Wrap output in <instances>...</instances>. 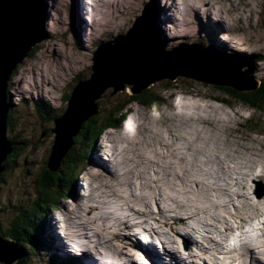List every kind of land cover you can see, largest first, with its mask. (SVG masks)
Here are the masks:
<instances>
[{
	"label": "rangeland",
	"instance_id": "1",
	"mask_svg": "<svg viewBox=\"0 0 264 264\" xmlns=\"http://www.w3.org/2000/svg\"><path fill=\"white\" fill-rule=\"evenodd\" d=\"M47 1L49 12L44 26L46 39L32 49L31 55L17 68L18 71L16 70L12 74L10 81L9 93L13 97L12 102L15 107L13 114L15 125L14 130H10L8 133L9 137H18L17 140H26L31 143L20 146L21 149L16 151V154L9 159V167L3 173L6 181L1 187L3 190L0 192V204L3 207L9 204L13 205L12 207H18L20 203H23V206L28 205L30 200L33 201L35 198L32 192L36 187V181L42 178L49 179L44 176V173L52 157L53 145L56 140L57 128L55 120L62 117L68 110L69 102L67 101V97L77 88L76 81L79 78L82 81L91 80L93 59L95 58V53L99 51V47L109 42L112 46H115L122 39L126 41L129 31L133 28L137 19L144 16L143 13L147 9V5L151 3H154V9L149 6L152 13L151 19H144L143 25L146 24L145 26L150 27L148 28L150 29V33L152 29L156 33V36L154 34L155 40L160 46L158 47L162 49H160L161 52L178 53L183 52L182 50L187 48L193 51L198 49L206 57L205 62L202 64L204 71L210 78H216V81L218 80L217 75L225 76L220 78H236L243 87H250L253 84L259 85L260 81H264V0H175L172 2L165 0L164 3H161V0H83L84 6L90 10L88 11L90 14L87 15L86 13L84 16H81L78 8L79 0ZM175 3L180 4L177 10L173 7ZM74 4L75 10L73 9ZM208 7H211L209 10L211 13L207 12ZM165 8H170V11L163 12L162 9ZM195 10L198 12L197 15L193 13ZM169 16L173 22L167 20ZM215 16H219L221 19H215ZM222 21H226V24ZM220 25L224 26L221 27ZM162 26L163 31L161 30ZM209 32L212 33L207 37ZM222 35L230 38L221 40L219 37ZM201 41H207L215 53H209L206 51V48L204 51L201 48ZM166 82L171 81L163 80L150 87L156 91H160L163 97L165 95L164 99L166 102L164 104L152 107H143L137 103L132 104L128 107L131 110V114L119 130L106 131L96 143L87 144L86 149H83L82 145H75L76 152L79 154L76 159L83 161L85 170L81 173L78 181H73V186H71L72 199L67 201L61 200L59 210L54 211L51 209L44 214L47 218V223L45 221V226L47 225L45 235L47 236L48 234L50 236L47 238L49 239V244L50 242L52 243L53 250L51 251L53 253L57 252L59 256L63 257L78 258L77 260L80 264H99L95 262L97 261L96 257L91 258V256H87L88 259L76 253L75 243L61 237L59 238L60 242H62L61 245H66V251L68 252L66 254L63 253L64 249L58 247L55 242L53 243L52 240L54 238L49 233L52 230L50 228L52 225L55 226L58 236L64 233L67 234L66 223H60L62 219L64 221L66 211L74 210L76 202L82 204L83 207L84 205H92L89 204V199L86 197L89 190L95 187L98 188L99 184L106 183L104 181L106 177L93 178L95 177L94 173H96L94 170L96 159H99L103 163H108L109 169L113 171L117 169V166L116 163L113 164L110 161L112 159L110 157L112 154L111 148L115 149L116 145L118 149H127L133 146L134 143L140 142L141 144L137 146V151L134 150L133 152L137 153L138 149L142 151L138 157L134 156V160L142 156V162H147L146 160H149L150 151L159 141L163 140L158 134L157 129L164 131V137L166 136L165 132L170 130L172 136L176 135L178 139L176 140L175 136L171 137L170 142H173V148L169 149L168 160L162 163L159 157L154 159L153 165L159 166V168L155 172L150 170L149 178H145L146 185L152 186L151 189L148 188L142 191L138 186L142 178L139 181L137 177H133L134 186L131 189L128 188L133 190L134 194L146 195L148 206L151 198L158 194L157 192H160L156 196L158 200L161 197L165 199L168 197V201L174 202L169 198V192L164 191V188L168 187V183L171 184L173 181L177 192L183 190V188L187 189V192H191L188 197L178 198V202L175 203L185 206L188 208V211L197 212L199 214L197 215L196 213L198 222L202 218H206V216H209L210 219L218 220V214L221 213L217 211V208L228 211V213L221 214L222 216H226V218L229 214L238 213L246 209L240 200L237 201L235 207L231 201L233 200L231 194L228 195L225 190L222 192L223 195L220 194L217 189H211L208 182L214 179L216 181L218 175L228 176L230 174L234 175L237 172L236 175L240 176L238 174L239 167L241 163H245L246 158L253 159L255 161L253 167H258L262 170L264 168V155L260 153L251 156L243 153L235 154L232 151L234 148L227 150L224 146L221 147V152H216L215 149L213 150L214 147L211 143L209 144L207 141L224 143L226 141V134H233V136H242L241 139L243 138L242 144L244 146L259 148V143L264 144V114L235 102L231 98H225L231 103L230 106L209 99V97H224L218 89L213 88L215 86L206 84L205 81L179 78L171 82L170 90L168 89L170 86ZM129 89V86H127L126 91L114 92L113 88H108L96 100L102 104L99 108L100 111L101 109L108 111L115 104L126 101L127 96L125 95H127ZM35 103L37 105L47 104L49 108H52L55 113L61 116L53 120L48 119L47 124H43L38 114L35 113L37 112L34 109ZM135 123L138 124V131L133 132L131 127H134ZM255 128L258 130L254 133L252 130ZM67 131L68 128L66 126L65 132ZM203 133H207V137L203 138ZM260 133H263V135ZM143 140L144 143L142 142ZM189 144L192 145L193 151L188 152L185 150ZM205 146H207L208 150ZM202 148H205L207 152L206 150L202 151ZM176 152H183V154L181 157L171 158L172 154H176ZM128 155L130 156L129 153ZM128 155L123 154V157ZM232 155L237 157L236 161H226L225 159L224 162H221L225 157L230 158ZM113 157L115 160L114 153ZM129 158L132 157L130 156ZM172 161H174V166L170 171V176L164 177L168 173V165L172 164ZM69 166L71 164H66L63 168L66 169ZM181 169L189 170L191 175H195V177L179 175ZM117 170L119 174L122 173L121 167H118ZM200 170L211 173L212 176L197 177V172ZM251 170L247 168L242 171L251 175ZM51 177L56 178L59 175L56 174ZM244 179H248V182L245 184V181L242 182L243 180H240L238 185L241 188L248 186V183L251 181L248 177H244ZM89 183L92 186L91 188H88ZM124 188H126V193L124 194H132L129 192V189L127 190V187ZM98 190L102 195L104 191L103 186L101 185V189L98 188ZM197 191H201L198 199L193 194ZM95 193L100 195L98 191ZM106 193L110 194L109 191ZM172 193L175 196V190H172ZM134 196L132 195V200L136 198ZM238 196H241V193ZM219 197L221 201L217 207L211 206L213 202L211 200ZM104 198L106 197L100 198L102 206L98 207L99 210L95 215L104 216V210L109 205L107 201H114L110 199L112 197L107 198L108 200ZM201 199L208 200L206 202L207 206H198L202 203ZM92 201L93 205L96 204L98 206L99 198ZM225 204H228V206L225 207ZM258 204H260V201ZM160 207L161 205L159 204L158 206L157 204L150 205V209H145L147 215H138L139 219L130 218V223H134V220H136L142 221L141 225H143L146 224L143 222L149 218H160L156 213ZM148 211L152 213H148ZM129 213L132 212L129 211ZM173 213L174 215L169 216L173 224H182V213L176 210ZM14 220L15 212H5L3 219L0 221L1 233L5 234L13 230ZM107 220L108 218L104 216L103 221ZM237 222L241 221L237 220ZM78 223L81 222L79 221ZM206 223L208 222L206 221L203 224L204 227ZM96 224L98 225V222ZM186 224H189V221H186ZM147 225L145 226L146 228L149 227ZM67 226L69 229L68 224ZM102 226L103 228L107 227V223L106 225L103 223ZM155 227L158 228V233L163 229L159 222ZM181 227L179 225L176 227V230H173L174 226L169 225L163 230L165 232L160 234L165 236L166 231H171L172 235L168 236L176 240L172 246H174L173 249L178 255L183 256L185 252L189 251L193 256H196L195 247L191 243H185L184 229ZM251 227L254 228L255 225H251ZM118 229L119 234H121L119 227ZM130 229L133 230L135 227L133 226ZM130 229L127 233L130 236H134L135 233ZM188 231L190 230L188 229ZM72 234L70 232V235ZM226 234L231 233L227 232ZM0 235L2 237L5 236ZM152 235L150 234V242L153 248L163 250L161 242L155 239L156 234L152 233ZM191 235L193 236V234ZM76 236L74 235L72 238H76ZM136 236L138 240H142L144 237L142 234ZM235 237L237 238L238 236L233 235V240ZM110 238V244L107 249L102 250L100 248L101 250H94V253H97L102 258L101 262L104 261V264L111 263L117 257L120 260L125 259L123 261L124 264H131V262L132 264H152L151 257L146 255L150 254L147 252L148 250L142 251L148 257V261H143L142 257L139 256L141 255L140 252L139 255L137 253L141 249L139 250L137 247L131 250H124L130 255L134 254L133 258H121L118 255L121 254L119 238H115L114 235H110ZM134 240V244L139 242L136 239ZM67 241L71 247L67 245ZM47 247L45 249L52 255V252ZM87 250H90V248ZM180 250L184 253H180ZM102 252L106 254L104 255ZM221 252L219 253V250L211 251L217 258H221V255L222 257L225 256ZM197 258L199 257L196 256ZM260 258H263V256L261 255ZM222 260L218 259V263H225ZM196 261L201 260L199 258ZM225 261L229 260L225 259ZM208 262L211 263V261ZM215 262L217 263V260ZM34 264H39L37 258Z\"/></svg>",
	"mask_w": 264,
	"mask_h": 264
},
{
	"label": "bare ground",
	"instance_id": "2",
	"mask_svg": "<svg viewBox=\"0 0 264 264\" xmlns=\"http://www.w3.org/2000/svg\"><path fill=\"white\" fill-rule=\"evenodd\" d=\"M169 1L172 2L175 0H169ZM85 3H86V1H85ZM178 5H180V4L175 3V5L173 6L175 8V10H177L179 8ZM185 7H187V6H185ZM78 8H79L81 16H84L86 13H87V15L90 14V12H88L90 10H88V8L86 6H84L83 0L78 1ZM210 8L208 7V9H207L208 13H211V12H209ZM162 11L168 12V11H170V8L169 9L168 8L162 9ZM91 12H92V10H91ZM193 13L195 15H197L198 12L195 10ZM167 20L172 21V18L169 16V18H167ZM223 23L226 24V21H224ZM223 26H221V27H223ZM15 71H13V73ZM218 80L221 81L220 78H218ZM131 130L133 132L138 131V124L135 123V126L131 127ZM157 132L163 140L159 141V143H157L156 146L153 147V149L150 151L149 160L148 159L146 160L147 162H142V160H143L142 156H139L138 159L134 160V156L138 157V155L141 154V151H142L141 149H138L137 153L133 152L134 150L137 151V146L139 144H141L140 142L134 143L133 146H131L130 148H127V149H118V148H116V145H115V149L111 148L110 151H112V154L110 157H112V159L110 161L113 162V164L116 163L117 169H118V167H121V170H122L121 174L118 173L117 169H115L113 171L110 170L108 163H103L99 159L95 160L94 170L96 173H94L95 177H93V178L99 179L102 177H106V179L104 180V181H106V183L105 184H99V186H98L99 189H101V185L104 188L102 195L99 192L98 188L95 187L97 189L94 188L92 190H89V193L86 196L87 199H89L88 200L89 204H92V205H84V207H85V209H84L82 204L76 202L74 205V210H67L64 221L62 219L61 220L62 222H60L63 224L66 223L65 228L67 230V234L64 233L62 235L59 233L60 235L58 236V233H56L55 226L52 225L50 228L52 230L49 233L54 238L52 240L53 243L55 242L58 247L64 249L63 253L66 254V252H67L66 251V245L62 246L61 245L62 242H60L59 238L62 237V238L69 239V241L75 243L76 253L79 252L78 254H80L81 256L86 257V258H88L87 256H91V258L96 257L97 261H95V262L99 263V264H104V261L101 262L102 258L100 256H98L97 253H94V250L98 251V249L99 250L107 249L109 247L110 240H111L110 235H114L115 238H119L121 254H118V255L121 258H123V257L133 258L134 254L130 255L127 252H125L124 250H129V249L131 250L134 247H137V249H139V250L141 249L140 251H137V253L139 255V252H140L141 255H139V256L142 257V260L148 261V257H151L150 260H151L152 264H219L218 259L219 260L223 259L222 261L225 262L223 264H232V263L233 264H255V263L264 264V259H263L264 258V179H261V176H264V168L262 170H260V168H258V167H253L255 161L251 158H246L245 163H241V165L239 167L240 169H239L238 174L240 176L236 175L237 172H235L234 175H232V174H230L228 176L218 175V177H216V181H215V179L211 180L212 182L209 180L208 183H209L211 189H217V191L220 192V194H222L223 190H225V192H227L228 195L231 194L233 196V198H232L233 200H231V201L233 202L232 204L234 206H235V204H237V201L240 200L241 204L244 207H246V209L241 210L238 213L234 212V214H229L227 216V218H226V216H222L221 214L228 213V211L227 210L223 211V210H220L219 208H217L218 209L217 211L221 213V214H218V217H219L218 220L210 219L209 216H206V218H202L201 221L198 222V218L196 217L197 212H193V211L189 210L190 211V213H189L188 208H186L183 205L180 206L177 203H175V202H178L177 201L178 198L188 197L191 192H187V189H184V188H183V190L177 192L175 189L173 181L171 184L168 183V187L166 186V188H164V191L169 192L168 196L174 202L168 201L167 200L168 197H167V199L161 197V199L158 200L156 198V196L158 194H160V192H157L158 194H156V196L151 198V202L149 203V206H148V203H146V199H147L146 195L134 194L133 190H130L132 188V186H134L132 179H133V177H137L138 179L137 178L136 179L140 181V178H142L141 182L138 181L139 182L138 186L142 191H144L148 188L151 189L152 186L150 187V186L146 185L145 178L148 177L150 170L152 172H155V170L159 168V166L153 165V162L155 161L154 159L159 157L162 160V163L164 161L168 160L169 159L168 153L170 152L169 149L173 146L172 145L173 142H170L171 137L175 136V139L176 140L178 139L176 137V135L172 136L170 130H167L165 132V135H166L165 137L163 136L164 131L157 129ZM231 133H232V131H231ZM202 135H204L203 138L207 137V133H203ZM241 137L236 136V135L233 136V134L232 135L226 134V141H224V143L223 142L220 143L219 141L210 142L209 140L207 141V143H209V144L211 143V145L214 147L213 150L215 149L216 152H221L222 151L221 147L224 146L227 150H232L234 148V150H232V151L235 154L243 153L247 156H251L253 154L260 153V154L264 155V144L259 143V145H258L259 148H254L251 146H244L242 144L243 138L241 139ZM179 139H181V138H179ZM231 140H233V141H231ZM142 142L144 143V140ZM150 144H151V142H150ZM205 147L208 150L207 146H205ZM206 149L202 148L201 150L204 151ZM158 150H160V151H158ZM185 150L188 152L193 151L192 145L189 144V146H187L185 148ZM207 150H206V152H207ZM113 153L115 155V160L113 157ZM128 153L130 154V156L132 158H129L130 156L128 155ZM123 154H126L128 156L123 157ZM182 154H183V152H176V154H172V156L171 155L170 156H171V158L175 159L177 157H181ZM147 155H149V154H147ZM225 159H226V161H236L237 157H235L234 155H232L230 158L225 157L221 162H224ZM157 162H159V161H157ZM178 164H180V163H178ZM173 166H174V161H172V164L170 163L168 165L169 170H168V173L164 175V177L170 176V171L172 170ZM247 168L252 169L250 172L251 175H249V173H247V172L242 171V170H245ZM181 174H182V176L195 177V175H191L190 171L186 170V169H181V173H179V175H181ZM208 176H212V174L207 173L206 171H202V170L197 172V177H208ZM244 177L250 178L251 181L248 183V186H246L245 188H241L238 185L240 180H243L242 182L245 181V184H247L246 182H248V179H244ZM155 179H157V178H155ZM153 181H150V182H153ZM155 182H157V181L155 180ZM123 186L127 187V190L130 188L129 192L132 194H129V193L124 194V193H126L125 192L126 188H124ZM223 186H225V187H223ZM91 187L92 186L89 183L88 188H91ZM166 189H169L170 191L166 190ZM172 190H175V196L173 195ZM97 191H98V193H100V195H97L95 193ZM108 191L110 192V194L106 193ZM155 192H156V190H155ZM200 193H201V191H197L193 194L198 199ZM240 193H241V196H238V195H240ZM164 194L167 195L166 193H164ZM132 195L136 196V198L133 200H132V198H133ZM102 197H106L104 199L112 197L110 199L114 200V201H110V202L107 201L108 203L106 202L109 205L106 207V209L104 208L105 209L104 210V212H105L104 216L108 218V220L105 222L103 221L104 216L101 217L100 215H95V213L99 210L98 207L102 206L101 205L102 201L100 199ZM96 198H99L98 206L96 204L93 205L92 200L96 199ZM207 201H208L207 199H201L202 203L199 204L198 206L203 207L204 205H206ZM211 201H213L211 203V206L213 205V206L217 207V205L221 201V198L220 197L217 199L214 198ZM231 201H229V203H231ZM259 201H260V204H258ZM103 202H105V201H103ZM119 202H121V204H119ZM198 202H200V201H198ZM155 204H157V206H158V204L161 205V207L158 208V210L156 211V213L158 214V217H160V218H157V219L156 218H149V219H147V221L145 220L143 223L148 224L147 225V226H149L148 228L145 227L146 224L141 225L142 221L134 220L135 221L134 223H130V218L139 219L140 217L138 215H147V213L145 212V209L146 208L150 209V205H155ZM228 204H225V207H227ZM103 206H105V205H103ZM111 206H113V207H111ZM174 210L182 213V215H181V221L183 220L182 224H173L172 220L169 219L170 215H174V213H173ZM129 211L132 213H129ZM119 212L121 215L119 214ZM149 212L150 211H148V213ZM153 212H154V210H153ZM150 213H152V212H150ZM91 214H93V215L90 216ZM197 215H199V214L197 213ZM240 216H241V219H240ZM237 220H240L241 222H237ZM79 221L81 223H78ZM99 221H100V223H102V225H103V223H104V225H106V223H107V227L105 226V228H103V226L100 225ZM186 221H189V224H186ZM206 221L208 223H206V225L204 227L203 224ZM97 222H98V225L96 224ZM158 222L163 228L160 231V233L165 232L163 230L165 229V227H168L169 225L174 226L173 230H176V227L181 225L182 226L181 228L184 229L183 235L185 237V243H187V244L191 243L195 247V252H196L195 255L197 257H199L202 262L196 261L199 258L196 259V256H193V254H191L189 251L184 253L183 251L180 250L179 251L180 253L181 252L184 253V255H183L184 257L181 255H178V253H176L173 249L174 246H172V244L176 240H173V237L171 238L168 236V235H172L171 231H169V230H168V232L166 231L165 236L158 233L159 232L158 228L155 227ZM67 224L69 225V229H68ZM252 224L255 225V228H254L255 230L254 229L253 230L248 229L249 228L248 226L249 225L251 226ZM133 226L135 227V229H133V230L130 229ZM118 227L120 228L121 234H119ZM129 229L135 233L134 236H130V234L127 233L129 231ZM188 229L190 231H188ZM95 231H97V232L93 233ZM70 232H72L75 236L77 234L76 238H72V237H74V235L73 234L70 235ZM190 232H191V234H193V236L190 234ZM227 232H230L231 234H226ZM152 233L156 234L155 239H157V240H159V242H161V244L163 245L162 246L163 250L153 248L152 243L149 241L150 240V234L152 235ZM139 234H142V235L145 234L144 235L145 237L143 239L144 241L138 240L136 238L137 237L136 235H139ZM233 235L238 236V237L237 238L235 237L233 240V238H232ZM47 237H50V236L47 234ZM70 237H71V239H70ZM134 239H136V241H139V242L137 244H134L135 243ZM243 239L244 240L246 239V241L244 242ZM67 245H69V247H71L70 244L68 243V241H67ZM230 245H234V246L232 248H229ZM52 247H53L52 243L50 242L51 250H53ZM176 247H177V245H176ZM81 248L84 249V252L82 251L83 249H81ZM87 248H90V250H87ZM145 249H147L148 250L147 252L150 253L149 255H147L148 257L145 255V253L142 252ZM158 250H161V251H158ZM213 250H215V251L219 250V253L221 251H224L221 253H224L223 255H225V256L222 257V255H221V258H217V256H214V254L211 253V251H213ZM102 253L104 255L106 254L104 252H102ZM261 255L263 256V258H260ZM144 259H146V260H144ZM225 259L226 260L228 259L229 261H225ZM124 260L125 259L120 260L117 257L116 260L111 261V263H108V264H124V262H123ZM215 260H217V263L215 262ZM208 261H211V263H209ZM131 264H132V262H131Z\"/></svg>",
	"mask_w": 264,
	"mask_h": 264
},
{
	"label": "water",
	"instance_id": "3",
	"mask_svg": "<svg viewBox=\"0 0 264 264\" xmlns=\"http://www.w3.org/2000/svg\"><path fill=\"white\" fill-rule=\"evenodd\" d=\"M149 6L153 8L154 3L147 5L144 16L137 19L126 41L122 39L115 46L110 42L102 44L95 53L91 80L78 82L68 110L55 120L57 135L47 165L49 171L57 170L63 156L72 148L73 136L85 120L98 112L95 102L108 88L122 92L129 86L128 93L138 95L163 80L173 82L185 78L238 92L258 89L257 84L243 87L236 78H220L225 77L222 75H217L221 81L210 78L202 66L206 57L198 49L161 52L155 40L156 33L153 29L150 33V27L143 25L144 19L152 16ZM48 12L47 0H0V177L7 169L5 162L14 151L7 136L12 74L29 57L32 49L46 39L44 26ZM201 48L205 51L204 47ZM15 243L0 235V264H17Z\"/></svg>",
	"mask_w": 264,
	"mask_h": 264
},
{
	"label": "trees",
	"instance_id": "4",
	"mask_svg": "<svg viewBox=\"0 0 264 264\" xmlns=\"http://www.w3.org/2000/svg\"><path fill=\"white\" fill-rule=\"evenodd\" d=\"M211 33L212 32H209L207 37H209ZM201 43L209 53H215L214 49L212 50L211 45L207 43V41H201ZM79 81H81L80 78L76 81L77 84ZM166 83L170 86L168 88L170 90L172 83ZM259 83L257 90L246 92H238L229 88L213 87L218 89L224 98L209 97V99L230 106L231 103L225 98H231L235 102L241 103L256 112L264 114V81H260ZM72 93L67 97L68 102L71 99ZM125 96H127L126 101L115 104L114 107L109 108L108 111H103L102 109L100 111V105L102 106L101 102H95L98 112L81 124L79 132L72 138V148L63 156L57 170L50 171L49 176L44 173V176L49 179L42 178L36 181V187L32 192L35 198L33 201L30 200V204L28 203V205L23 206V203H20L18 207H12L13 205L11 204L3 207L1 206L2 204H0V221L3 219L5 212H15L13 230L5 234L0 231V234L16 242L15 244L18 252L21 253V255L18 256L17 264H34L36 258L39 264H80L77 260L78 258L59 256L57 252L53 253L51 251V248H49V239L45 235L47 227L45 226V221L47 223V218L44 214L51 209H59L61 200L67 201L72 199L71 186H73V181H78L81 173L85 170L83 161L76 159L79 154L76 152L75 145H82L83 149H86L87 144L96 143L106 131L119 130L124 121H126L131 114V110L128 107L132 104L137 103L143 107H152L166 102L164 99L165 95L163 97L160 91H156L152 88L143 90L138 95H130L127 93ZM12 101L13 98L9 95L8 102L11 104V108L8 118V133L10 130H14L13 128L15 125L13 121L14 105ZM34 109L37 111L35 113H37L38 117L43 121V124H47L46 122L48 119L53 120L61 116L55 113L52 108H49L47 104L37 105L35 103ZM257 130L258 129L255 128L252 131L255 133ZM8 133L7 136L14 151L5 162L6 168L9 167V159L16 154V151L21 149L20 146L31 143L26 140H17L18 137H9ZM260 134L263 135V133ZM66 164H71V166L64 169L63 167ZM46 172H49L48 168H46ZM56 174L59 175V177H51ZM5 181V177L2 175L0 177V192L3 190L1 187L5 184ZM48 245L49 247H47ZM46 247L52 252V255L47 252L45 249Z\"/></svg>",
	"mask_w": 264,
	"mask_h": 264
},
{
	"label": "clouds",
	"instance_id": "5",
	"mask_svg": "<svg viewBox=\"0 0 264 264\" xmlns=\"http://www.w3.org/2000/svg\"><path fill=\"white\" fill-rule=\"evenodd\" d=\"M165 2V0H161V3H164ZM190 10V9H189ZM215 19H221V17H219V16H215L214 17ZM161 30L163 31V26L161 27ZM230 37H228V36H224V35H222V36H220L219 37V39H221V40H226V39H229ZM230 54V53H229ZM129 94V93H128ZM219 103V102H218ZM13 105H14V103H13ZM14 109H15V107H14Z\"/></svg>",
	"mask_w": 264,
	"mask_h": 264
},
{
	"label": "snow or ice",
	"instance_id": "6",
	"mask_svg": "<svg viewBox=\"0 0 264 264\" xmlns=\"http://www.w3.org/2000/svg\"><path fill=\"white\" fill-rule=\"evenodd\" d=\"M261 179H264V176H261ZM258 186H259V185H258ZM15 250H16V247H15ZM16 253H17V256L21 255V253L17 252V250H16ZM17 256H16V258H17ZM16 258H15V259H16ZM15 259H14V260H15ZM13 262H14V261H13Z\"/></svg>",
	"mask_w": 264,
	"mask_h": 264
},
{
	"label": "flooded vegetation",
	"instance_id": "7",
	"mask_svg": "<svg viewBox=\"0 0 264 264\" xmlns=\"http://www.w3.org/2000/svg\"><path fill=\"white\" fill-rule=\"evenodd\" d=\"M45 173H46L48 176L50 175V171H49V172H46V171H45Z\"/></svg>",
	"mask_w": 264,
	"mask_h": 264
}]
</instances>
